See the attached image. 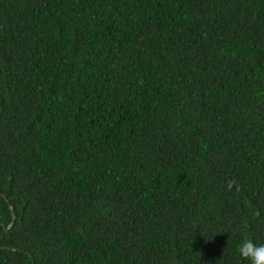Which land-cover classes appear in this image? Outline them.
I'll list each match as a JSON object with an SVG mask.
<instances>
[{
	"label": "trees",
	"instance_id": "16d2710c",
	"mask_svg": "<svg viewBox=\"0 0 264 264\" xmlns=\"http://www.w3.org/2000/svg\"><path fill=\"white\" fill-rule=\"evenodd\" d=\"M244 238L264 0H0V264H250Z\"/></svg>",
	"mask_w": 264,
	"mask_h": 264
},
{
	"label": "clouds",
	"instance_id": "9594fccd",
	"mask_svg": "<svg viewBox=\"0 0 264 264\" xmlns=\"http://www.w3.org/2000/svg\"><path fill=\"white\" fill-rule=\"evenodd\" d=\"M237 252L250 264H264V244H256L252 239L244 238L238 244Z\"/></svg>",
	"mask_w": 264,
	"mask_h": 264
},
{
	"label": "water",
	"instance_id": "95a60500",
	"mask_svg": "<svg viewBox=\"0 0 264 264\" xmlns=\"http://www.w3.org/2000/svg\"><path fill=\"white\" fill-rule=\"evenodd\" d=\"M10 207H11V210L13 211V214H14V220H13V223H12V225H13L14 222H15L16 216H15L14 207L12 205ZM8 248H11V247H8ZM0 249H1V247H0ZM13 249H16V248H13Z\"/></svg>",
	"mask_w": 264,
	"mask_h": 264
}]
</instances>
